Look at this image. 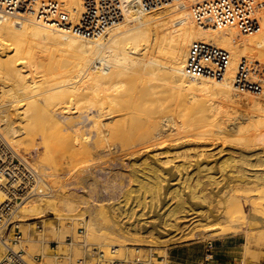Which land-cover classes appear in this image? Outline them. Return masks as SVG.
<instances>
[{"label":"bare ground","instance_id":"obj_1","mask_svg":"<svg viewBox=\"0 0 264 264\" xmlns=\"http://www.w3.org/2000/svg\"><path fill=\"white\" fill-rule=\"evenodd\" d=\"M1 1L3 6L9 2ZM11 1L16 2V9L24 0ZM194 1L181 0L142 12L129 7L124 18L99 37L48 24L39 20L34 11L11 13L0 9V141L28 148L34 144L35 134L42 131L41 142L45 145L52 141L50 135H57L61 141L70 140L76 152L109 137L115 142L120 139L126 147H140L132 154L141 155L135 157L137 161L132 160L133 165L140 167L134 165V171L140 173L132 174V183L121 189L117 198L107 192L106 200H98L93 195L97 191L87 197L78 193V188L67 192L62 184L54 186L43 177L21 205L17 217L28 220L53 213L62 220L75 219L79 214L82 218L90 216L91 235H97V240L117 242L113 247L126 241L164 245L194 235L245 231L244 244L250 248L254 234L250 231L264 226L257 201L264 199V104L253 97V93L260 92L239 88L235 78L241 74L240 64L245 60L253 64L248 77L257 78L260 74L258 67H264V29L245 34L235 24L200 25L192 17ZM83 4L84 0H63L62 10L68 15V23L78 21ZM196 42L229 53L224 78L187 69L190 50ZM202 64L213 66L207 61ZM38 67L47 69L41 71L44 80H36ZM239 90L249 98L255 113L234 112V117L231 113L227 124V113L223 115L221 110L227 112L229 102L238 100L236 97L242 93ZM168 99H173V104L170 100L171 104H165ZM174 111L183 118L182 121L178 116L181 124L173 121ZM12 112L16 113V120ZM218 113L227 118L223 120L226 125L217 123ZM191 119L199 121L195 127L188 122ZM87 127L97 129L94 137L90 134L92 129H88L90 136H85ZM188 137L195 142L186 143ZM168 139L175 142L172 147L168 145L170 149L159 151L151 147ZM221 139L239 145L225 147L219 143ZM191 144H195V152L190 155ZM46 149L43 154L49 155L51 151ZM170 152L175 155L167 156ZM46 168L41 169L49 170L43 174L54 177L53 169ZM97 187L90 185L86 190ZM236 188L249 192L243 190V194L235 196L239 191ZM44 220L55 238L69 236L65 235L66 224L59 228ZM30 230L48 248L45 229L31 226ZM119 249L118 246L113 251Z\"/></svg>","mask_w":264,"mask_h":264},{"label":"rangeland","instance_id":"obj_2","mask_svg":"<svg viewBox=\"0 0 264 264\" xmlns=\"http://www.w3.org/2000/svg\"><path fill=\"white\" fill-rule=\"evenodd\" d=\"M30 68L34 69L35 66L34 67L31 66ZM41 68L42 67H40V68L38 67L37 68L38 70L36 69V71H38L37 73H40L42 76V74L47 69H46V67L45 68L43 67L45 70L41 69ZM39 69H41V70L39 71ZM41 71H44V72L42 73ZM40 74L37 75L36 80L37 79L38 80H41V79L44 80L45 77L44 76L40 77ZM221 78H224V77H221ZM240 92H242V93H240ZM239 93L240 94L238 95V97H236V99H238L236 102H233V103L229 102L228 106L225 109V111L227 110V112H223V110H221L223 115L225 113H227V115L225 114L224 116H227L228 119L226 117H224L222 115V113L220 114V116L218 113L215 116L217 123H221L223 125H226V123L227 122L229 123L230 120L232 119V115H233V117L235 116L234 112H235V114H239L241 112L248 113V114L255 113L254 109L252 108V104H251L249 98L247 99V97H245L243 95L244 94L243 91L239 90ZM252 93L253 92H251L249 95L252 96ZM241 96H242V98H241ZM253 97L257 98L259 101H261V103L264 104V95L263 94H259V95L257 94L256 95V93H253ZM260 97H262V98H260ZM214 99L216 100L217 98L214 97ZM242 99H243L244 103L242 102ZM261 99H263V100H261ZM169 100L173 104V101H172L173 99H168V101L166 100L167 103L165 102V104H171V103H169L170 102ZM246 100L249 102H247ZM240 101H241V103H240ZM229 105L231 108H229ZM249 106H251V107H249ZM234 107H235V110L233 109ZM228 108H229V110H231V112L228 110ZM251 109H253V110H251ZM172 113H173V121L176 124H178V123L181 124V122L183 121V118H181V116H179L177 114V111H174ZM231 113H233V114L231 115ZM15 115H16V113H14V115H13V112H12V116L16 120L17 115L16 116ZM178 116L182 119V121L180 118H178ZM195 116H196V114H195ZM191 118H193V117L191 116ZM220 118H221V120H220ZM225 119H227V120H225ZM223 120H225L226 123ZM194 121H195V117H194ZM194 121H193V119H191L190 121L188 120V122H192L190 124L191 126H194L195 124L197 125V123L199 122L198 120H197L198 122H194ZM88 129L91 130L92 128L87 127V129L86 128L84 129L85 136H87V134L89 135L90 130L88 131ZM96 131H97V129H95V127H94L92 129V131L90 132V134L92 136L93 135L95 136ZM41 132H39V133L37 132L38 133V134L36 133L37 135L35 134L34 138L36 140L33 139V141H34V144H32L33 146L31 144L30 145L25 144V145H28V148H27V146H23V144L18 145L19 147L17 146V143H13V144L15 145V147L18 150H20L24 155L28 156L31 159V161H32L33 165L36 167V169L37 170L39 169V172L41 169L46 168L45 166H48V168H46L45 170L50 169V168L53 169L54 177L50 176L49 178L45 175V173H48L47 171H49V170H47L46 172L43 171L44 169L41 170L42 171V177H44L45 179L47 178L46 180H49L48 182H50L52 185L55 186L58 183L62 184L61 188L67 192L71 191L73 188H75V189L78 188V193H80L81 195H84V196L87 195V197L90 196L91 194H93L95 191H97L93 195L95 197H98L97 198L98 200H103V199L106 200L105 197L106 198H107V196L109 197L108 194H111V193L113 194V196L115 195L114 198H117L118 196H120L121 189L123 190L124 187H128L132 183V179H133L132 174L135 172L134 171L136 169L135 166H137L136 163L134 164L135 166L133 165L132 160H133V162L137 161L135 159V157L138 155V154H135V157H134V155L132 153L134 151L136 152L137 148H140V147H137V148L132 147L131 148L129 145H127V147H126L124 142L120 141V139H117V141L115 142V140L112 141V138L108 139L109 137H105L104 140L99 142V144H96V146H91V147L87 146L89 150L87 148H86V150H84L85 148H82V149H79L78 151L75 152L74 148L72 147L71 141L70 140H62V141H64V142H62L60 139L61 136H59V135H58L59 137H57V135L56 136L50 135L49 141L52 140L54 143L52 141H50V142L48 141L50 143L49 144L50 146L47 144L49 146L48 147L47 145H45L44 143L41 142V140H42ZM6 135H8V134H6ZM51 136H55V137H51ZM56 137L59 140L58 142L56 141ZM50 138H52V139H50ZM9 139L11 140V137H9ZM53 139H55V141ZM36 141H38V142H36ZM166 141L162 140L161 144L157 143L155 146H151V147H153L154 149H159V151L160 150L164 151L163 149H165V150L168 148L170 149L172 147V143H175L174 141H171L169 139L167 142ZM188 141L189 142L192 141L191 143L195 142L194 139H192V137H188L186 143ZM11 142H14V141L11 140ZM39 142H41V143H39ZM55 142H57L56 144H57L58 148H57V146L53 145V144H55ZM162 142L164 145L162 144ZM113 143H115L116 145L115 144L113 145ZM119 143H122V145L124 144L123 147H121V145ZM167 143H169V144H167ZM219 143H224L223 145L225 147H229L230 145H233L235 143L237 145H239L236 141H235V143L230 142V144H228L229 141H227V143H226V142L222 141V139H221V141H219ZM51 144L53 146H51ZM44 145H45V147H47L49 149H46L44 147ZM168 145L171 147H169ZM176 145H178V144L177 143L174 144L173 147H175ZM191 145H193V144H191ZM30 146H32V147H30ZM117 146H119V147H117ZM50 147H52V150H50ZM53 147H55L54 148L55 150L53 149ZM188 147L190 148V146H187V148ZM194 147H195V144L191 148L192 151L190 150L191 152H189L190 155H191V153L195 152ZM112 148H115V149L117 148L116 149L117 152H115L116 150L112 149ZM44 149H46V151L48 153H49V151H51L49 153V155L43 154V153H45ZM29 150H30V152H29ZM106 150H107L109 155L107 154ZM98 151L101 152L102 154L100 153L99 155H96L95 152H98ZM129 152L132 155H128V154H130ZM100 155H101V157H100ZM143 155H145V154H143ZM168 155L173 156V155H175V153L170 152V154H167V156ZM104 156H105V158H104ZM128 156H129V158H128ZM138 156H141V155H138ZM176 162H178V161H176ZM138 163L141 165V162H138ZM137 167H139V166H137ZM139 168H137V170ZM52 169H50V171H52ZM110 169H111V172L109 174L108 171H110ZM129 169H131V170H129ZM54 170H56V172L58 174H56ZM129 171H131V172H129ZM43 172H45V173L43 174ZM138 172L139 171H137L135 173L139 174L140 172L139 173ZM96 173H98V174H96ZM55 175H57V177H55ZM93 175H95V176L99 175L97 177L99 179H97L96 177H93ZM107 176H109L108 179H107ZM55 178L56 179L58 178L57 181ZM93 180L94 181L97 180L98 182L95 181L96 182V184H95V182ZM121 181H122V183H121ZM93 182H94V184H93ZM110 182L112 183V185L110 184ZM103 183H105V184H103ZM90 185H92V186L94 185L95 188L97 185L98 186L97 190L96 189L94 191L86 190L87 188L89 189ZM36 187H38V185ZM115 188H117V190H115ZM83 189H85V190H83ZM108 189H110V190H108ZM237 190L241 191L242 188H236L235 191H237ZM243 190L246 191V189H244V188H243ZM243 190L241 191L242 193H240L239 191L235 192L234 193L235 196L243 194ZM103 191H106V192H103ZM100 192L104 193V195H103L104 197L101 196ZM107 192H108V194H107ZM109 192H111V193H109ZM246 192H249V190ZM115 193H117V194H115ZM253 193H254V191H253ZM246 194H248V193H246ZM260 195H261V193H260ZM262 197H264V195ZM99 198H101V199H99ZM175 199H177V198L175 197ZM257 201L259 202V203L257 202L258 206H259V211H261L264 215V211H263L264 210V199L263 200H257ZM232 205L235 206L234 201H233ZM260 206H262V207H260ZM260 209H262V210H260ZM77 211H79V210H77ZM41 218L43 219V223H44V227H43V229H45L44 233H45L47 239H49L48 248H47L46 244L37 240L39 235H32L30 232L28 233V236H27L28 240L26 239V241L24 242V245L28 247V251L32 254L42 253L44 255V263L45 264H57V262L59 260V259L55 258V251L52 248H50V247H52L50 245V241L53 240L52 238L61 242V243H59L60 244L59 245L60 252L67 253L70 251V249L73 252L72 259L68 260L66 258H61V260L64 262V264H97V261L100 258V251H102V250L105 251V252H103L104 254H106V256H104L105 258L112 259V258H118L119 257V258L135 259L136 257H139L143 260V264H218L216 262L211 263L210 261H207V259H206L207 253H213L214 254V258L211 257L212 258L211 260H214V259L217 260V258H219L221 261H223V260L230 261L232 264H264V236H263L264 226L254 228L251 230L252 232L250 231V233H252V234L254 233V234L252 235L253 239H251V241L253 243L251 242V246L249 249H247L246 244H244L245 242H247L246 232L240 231L238 233H228V234H224V235H220V236L219 235H212L211 233H208V234H205L202 236L194 235L195 238L193 236H190L189 237L190 239L189 238H186L185 240L181 239V240L174 241L172 243H168V244H164V245H161V244L157 245L159 243L153 244L152 242L146 243L145 241H140V242L139 241H132V242L126 241L124 243V245H122V244L118 245L121 250L119 249L118 251L115 252L113 250H115L118 246L113 247V244H115L117 242L111 241L112 242L111 243L110 240H109V242H108V240H107V242L103 241V240L102 241L97 240L96 239L97 235H91L92 234L91 231H93V230L90 229V227H89L90 216H86V217L83 216V218H82L81 215L79 214L78 217L75 219L74 218L62 219L64 223H62V220L56 214H53V213L48 214L47 216H44ZM45 218L47 220L52 221L55 225L57 224V226L59 228L66 224L67 230L65 231V235H70L74 238V240H75L74 245L72 247H70L66 243L65 240H66L67 236L63 237V239L59 238V237L55 238L52 235V233L50 232V230L48 228L49 224L46 220H44ZM241 220H242V218L239 221H241ZM67 221L70 223H68ZM107 224H109V223H107ZM81 227H83L85 229V232L82 234H80V232H79ZM29 228H31V227L29 226L25 229L28 230ZM46 232H47V234H46ZM93 233L95 234L97 232L94 231ZM253 236H255V237H253ZM211 237H213V238H211ZM64 238H65V240H64ZM59 239H61V240H59ZM78 241H85L87 243V246H83L82 244H79ZM102 242H104L105 244H102ZM207 243H209L208 247L206 246ZM208 248H210V250H208ZM95 251H99V252H95ZM78 258H84V261L81 262L78 260Z\"/></svg>","mask_w":264,"mask_h":264},{"label":"built area","instance_id":"obj_3","mask_svg":"<svg viewBox=\"0 0 264 264\" xmlns=\"http://www.w3.org/2000/svg\"><path fill=\"white\" fill-rule=\"evenodd\" d=\"M179 1L181 0H84V10L76 23H68V15L62 10L63 0H24L16 9V2L11 4L12 1L9 0L7 6H3L1 5L3 1L0 0V9L11 13L15 10L18 13L34 11L37 18L43 22L56 24L80 35L99 37L113 23L124 18L125 10L129 7L142 12ZM36 4L38 5L34 10ZM191 13L193 19L200 25L223 27L235 24L245 34L264 29V0H195L191 5ZM190 53L188 70L215 78L225 74L230 57L226 51L196 42L192 45ZM202 60L212 64V68L204 66L202 63L205 61ZM239 69L241 74L235 78L236 86L264 95V67H258L260 74L257 78L248 77L253 64L247 60L240 64ZM40 178H43L42 175L28 156L8 142L6 144L0 141V264H45L42 253L32 254L24 245L27 239L25 228L34 226L35 229L41 230L44 227L43 219L39 217L21 220L16 216L21 205L33 193ZM30 231L28 230V233ZM79 232L82 234L85 229L81 227ZM65 241L70 247L75 243L70 235ZM78 243L87 246L85 241ZM50 245L55 251V258L59 259L57 264H64L61 258L72 259L71 249L67 253L60 252L59 241L53 239ZM78 260L83 262L84 258ZM104 263L143 264V260L139 257L109 259L100 251L97 264Z\"/></svg>","mask_w":264,"mask_h":264},{"label":"crops","instance_id":"obj_4","mask_svg":"<svg viewBox=\"0 0 264 264\" xmlns=\"http://www.w3.org/2000/svg\"><path fill=\"white\" fill-rule=\"evenodd\" d=\"M206 246L208 247L209 243H207ZM208 250H210V248H208ZM211 257L214 258V254L213 253H207L206 259H207V261H210L211 263L216 262L218 264H232L230 261H225V260L221 261L219 258H217V260L216 259L211 260L212 259Z\"/></svg>","mask_w":264,"mask_h":264}]
</instances>
